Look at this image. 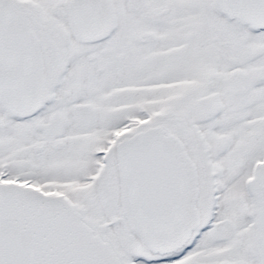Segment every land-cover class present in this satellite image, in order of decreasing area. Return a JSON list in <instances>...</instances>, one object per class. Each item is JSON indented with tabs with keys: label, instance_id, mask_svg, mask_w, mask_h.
Listing matches in <instances>:
<instances>
[{
	"label": "snow or ice",
	"instance_id": "obj_1",
	"mask_svg": "<svg viewBox=\"0 0 264 264\" xmlns=\"http://www.w3.org/2000/svg\"><path fill=\"white\" fill-rule=\"evenodd\" d=\"M0 264H264V0H0Z\"/></svg>",
	"mask_w": 264,
	"mask_h": 264
}]
</instances>
